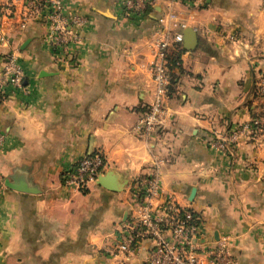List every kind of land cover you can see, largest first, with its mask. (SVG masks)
I'll return each mask as SVG.
<instances>
[{"label":"crops","instance_id":"obj_1","mask_svg":"<svg viewBox=\"0 0 264 264\" xmlns=\"http://www.w3.org/2000/svg\"><path fill=\"white\" fill-rule=\"evenodd\" d=\"M21 2L0 0V71L14 51L26 91L0 92V264H146L149 241L109 253L146 175L158 178L154 203L171 199L199 218L202 249L225 238L236 264H264V0L175 4L185 28L171 51V117L147 139L134 126L153 95L151 42L167 1L126 16L122 0H63L87 19L67 51L46 41L43 20L20 27ZM250 121L255 139L230 151L211 144ZM98 153L99 183L64 185V173Z\"/></svg>","mask_w":264,"mask_h":264},{"label":"built area","instance_id":"obj_2","mask_svg":"<svg viewBox=\"0 0 264 264\" xmlns=\"http://www.w3.org/2000/svg\"><path fill=\"white\" fill-rule=\"evenodd\" d=\"M19 25L26 28L40 19L46 23V41L55 49L67 51L70 45L81 42L79 29L87 23L86 17L71 14L65 10L63 0H21ZM166 12L157 19L158 29L151 42L153 60L149 70L153 83V95L145 106L142 116L134 126L140 137L147 139L161 130L170 120L165 100L169 85L168 50L174 44L182 43V29L185 28L175 10V4L182 0H166ZM155 0H122V12L126 16H144L153 8ZM9 10L12 4H7ZM24 72L18 63L16 53L10 52L0 71V92L6 87L26 92L23 86ZM257 88L264 94V73L259 76ZM257 121H250L224 134H214L212 145L222 151H230L241 142L256 138ZM4 137L0 133V147ZM105 166L101 154L82 157L76 165L63 174L64 185L73 190L87 188L96 182ZM1 185V176H0ZM143 200L130 217L117 230V243L110 255H129L143 241L150 242L146 264H236L226 239L216 245L202 249L197 243L199 218L191 210L181 208L169 199L161 204L154 203L159 182L157 176L146 175L136 184Z\"/></svg>","mask_w":264,"mask_h":264},{"label":"trees","instance_id":"obj_3","mask_svg":"<svg viewBox=\"0 0 264 264\" xmlns=\"http://www.w3.org/2000/svg\"><path fill=\"white\" fill-rule=\"evenodd\" d=\"M180 44H174L169 50H168V53H167V61H168V67H169V70H171L175 65H177L178 63V60L176 59V57H173V54L171 55V51L176 49L178 51H180L181 47ZM195 215V214H194Z\"/></svg>","mask_w":264,"mask_h":264},{"label":"water","instance_id":"obj_4","mask_svg":"<svg viewBox=\"0 0 264 264\" xmlns=\"http://www.w3.org/2000/svg\"><path fill=\"white\" fill-rule=\"evenodd\" d=\"M104 173H102V174H100L99 176H98V178H97V180H96V182H100L102 179H103V175Z\"/></svg>","mask_w":264,"mask_h":264}]
</instances>
